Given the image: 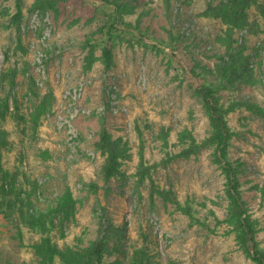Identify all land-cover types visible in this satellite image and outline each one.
<instances>
[{
    "label": "rangeland",
    "instance_id": "1",
    "mask_svg": "<svg viewBox=\"0 0 264 264\" xmlns=\"http://www.w3.org/2000/svg\"><path fill=\"white\" fill-rule=\"evenodd\" d=\"M221 1L0 0V264H89L102 237L101 264H257L195 90L225 113L264 250V0L233 32L208 11Z\"/></svg>",
    "mask_w": 264,
    "mask_h": 264
},
{
    "label": "trees",
    "instance_id": "2",
    "mask_svg": "<svg viewBox=\"0 0 264 264\" xmlns=\"http://www.w3.org/2000/svg\"><path fill=\"white\" fill-rule=\"evenodd\" d=\"M249 6V0H228L227 2L221 1L217 6H213L212 3L208 5V11L213 13L214 16H220L223 20H228L231 24V31L237 26H245L244 18L246 10ZM207 11L206 14L209 12ZM116 19L112 25L109 27L111 32H119L123 29ZM153 45L159 48L161 45L154 42ZM231 49V48H230ZM235 53L239 50L235 47L233 49ZM106 60L109 64L111 60L110 51H106ZM227 58L223 56L221 58L223 66L225 69L231 68V74L236 77H241L244 74H252V68L247 61V58L239 59V69H235V65L238 59H233L230 53L226 54ZM8 58V55H7ZM193 73V72H192ZM242 75H241V74ZM12 87L14 82H12ZM14 89V88H13ZM196 95L203 101L206 112L209 116L210 124L212 127V138L215 143L214 150V160L222 167L227 178V195L233 201L234 207L233 212L238 221V226L242 231V243L243 247L248 254V256L257 264H264V250H261L258 246L256 240V232L253 227V223L248 215L244 201L242 200L241 194L239 192V182L235 170L231 166L227 159L229 143L232 139V132L227 123L225 113L219 104V100L215 94L214 89L208 85H199L195 90ZM100 143L99 146L103 148L104 151H108V158L106 164L103 168L104 175L106 179H110L117 171L118 168V157L117 149L110 142L109 133L105 128H102L100 132ZM194 153V149H187L180 153L181 157L188 158ZM1 161V156H0ZM1 165V164H0ZM1 170V169H0ZM105 240H96L93 243V248L91 255L89 257V264H101L103 253L105 251L104 243Z\"/></svg>",
    "mask_w": 264,
    "mask_h": 264
}]
</instances>
